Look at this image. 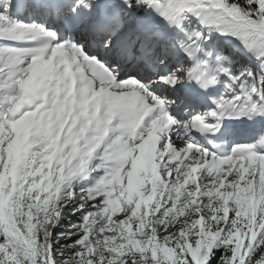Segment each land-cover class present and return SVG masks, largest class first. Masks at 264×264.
<instances>
[{"label": "snow or ice", "instance_id": "6c2138e0", "mask_svg": "<svg viewBox=\"0 0 264 264\" xmlns=\"http://www.w3.org/2000/svg\"><path fill=\"white\" fill-rule=\"evenodd\" d=\"M0 264H264V0H0Z\"/></svg>", "mask_w": 264, "mask_h": 264}]
</instances>
